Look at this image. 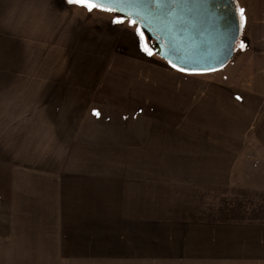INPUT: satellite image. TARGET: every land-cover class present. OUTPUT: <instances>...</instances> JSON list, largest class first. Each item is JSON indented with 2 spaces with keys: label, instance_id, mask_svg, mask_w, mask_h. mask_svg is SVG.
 <instances>
[{
  "label": "crops",
  "instance_id": "obj_1",
  "mask_svg": "<svg viewBox=\"0 0 264 264\" xmlns=\"http://www.w3.org/2000/svg\"><path fill=\"white\" fill-rule=\"evenodd\" d=\"M236 2L222 70L139 45L130 84L0 133V264H264V0Z\"/></svg>",
  "mask_w": 264,
  "mask_h": 264
},
{
  "label": "rangeland",
  "instance_id": "obj_2",
  "mask_svg": "<svg viewBox=\"0 0 264 264\" xmlns=\"http://www.w3.org/2000/svg\"><path fill=\"white\" fill-rule=\"evenodd\" d=\"M117 16L122 17L89 12L68 0H0V133L8 127L19 131L29 117L75 112L71 108L79 102L96 100L100 85L130 84L126 63L144 58L136 26L127 19L114 23ZM144 34L154 56L144 63L155 65L153 60L162 59ZM242 197L235 199L236 210ZM254 206L264 214L263 206Z\"/></svg>",
  "mask_w": 264,
  "mask_h": 264
},
{
  "label": "water",
  "instance_id": "obj_3",
  "mask_svg": "<svg viewBox=\"0 0 264 264\" xmlns=\"http://www.w3.org/2000/svg\"><path fill=\"white\" fill-rule=\"evenodd\" d=\"M137 10L147 17L141 25L142 30L146 35L150 36L152 32L158 38L153 50L176 71L191 75L211 74L225 68L235 56L241 35L236 0H188L172 15L167 14L168 9L158 8L153 0H144L142 4H130L125 12L116 14L126 17L131 13L140 20Z\"/></svg>",
  "mask_w": 264,
  "mask_h": 264
},
{
  "label": "snow or ice",
  "instance_id": "obj_4",
  "mask_svg": "<svg viewBox=\"0 0 264 264\" xmlns=\"http://www.w3.org/2000/svg\"><path fill=\"white\" fill-rule=\"evenodd\" d=\"M188 0H153V3L158 8L168 9V15H172L175 11L179 10L182 6H184ZM68 3L75 4L81 7L86 8L89 12L93 9L109 12V13H123L125 12V8L130 4H142L144 0H68ZM243 12V9L240 10ZM136 15H140L141 19H135L131 13H128L126 17L117 16L113 22L114 23H124L125 19H127V23L131 25H135V32L134 35L138 37L139 42L143 50L148 54L151 55L152 52L149 46L145 43L146 37L144 31H142L141 25L143 21L147 18L144 16L139 10H137ZM241 47H244L243 42H241ZM175 67V65H173ZM183 70V69H181ZM239 99V97H237ZM99 115V113H96Z\"/></svg>",
  "mask_w": 264,
  "mask_h": 264
},
{
  "label": "flooded vegetation",
  "instance_id": "obj_5",
  "mask_svg": "<svg viewBox=\"0 0 264 264\" xmlns=\"http://www.w3.org/2000/svg\"><path fill=\"white\" fill-rule=\"evenodd\" d=\"M147 37H148L149 41L151 42L152 47L158 41V38L152 32L150 33V36L147 35Z\"/></svg>",
  "mask_w": 264,
  "mask_h": 264
}]
</instances>
